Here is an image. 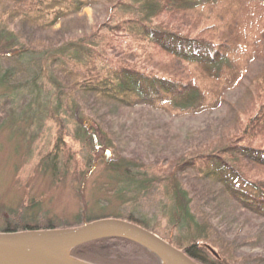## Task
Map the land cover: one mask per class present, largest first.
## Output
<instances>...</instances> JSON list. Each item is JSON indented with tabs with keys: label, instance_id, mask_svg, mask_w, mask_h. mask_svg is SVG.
Returning a JSON list of instances; mask_svg holds the SVG:
<instances>
[{
	"label": "rangeland",
	"instance_id": "rangeland-1",
	"mask_svg": "<svg viewBox=\"0 0 264 264\" xmlns=\"http://www.w3.org/2000/svg\"><path fill=\"white\" fill-rule=\"evenodd\" d=\"M114 3L87 8L50 31L35 33L14 23L11 29L18 35L1 36L0 57L19 55L28 49L3 48L20 39L22 45L31 42L37 49L35 55L26 54L20 62L25 65L38 57L49 61L46 74L25 73L26 79L13 82V76L21 73H17L15 64L7 66L0 58L4 68L0 66V75L9 72L8 84L0 82V231L7 221L17 219L33 227H61L98 217L126 220L132 214L150 227L160 223L159 231L167 230L178 245H184L198 235L199 219L205 215L219 241L231 248L227 247L230 256H224L220 264H264V221L239 212L233 203L219 197L216 186L208 184L205 188L194 176L178 172L191 194V210L198 219L176 228V211L172 200L164 196L166 183L162 176L176 163L219 149L225 140L240 133L262 103L254 110L249 106L237 127L232 115L243 89L228 94L222 109L197 116H172L140 106L120 108L82 93L75 96L74 111L59 109L54 98L57 90L51 85L60 80L73 88L77 80L57 72L51 65L53 57L61 54L60 62L81 71L66 58H74L79 64L85 52L99 50L97 37L115 38L117 45L131 42L124 32L114 30L119 23ZM190 34L201 38L198 32ZM207 38L219 44V38ZM108 58L112 64L119 59L113 53ZM261 65V61L253 64L251 77L258 74ZM10 81L13 84L9 86ZM52 108L62 116L61 125L48 117ZM250 145L264 149V138ZM52 153H58L56 168H42ZM126 167L132 172V183L123 176ZM144 179L151 181L146 190L140 187ZM203 201L209 202L208 209ZM201 250V256L214 263L212 254L205 248Z\"/></svg>",
	"mask_w": 264,
	"mask_h": 264
},
{
	"label": "trees",
	"instance_id": "trees-1",
	"mask_svg": "<svg viewBox=\"0 0 264 264\" xmlns=\"http://www.w3.org/2000/svg\"><path fill=\"white\" fill-rule=\"evenodd\" d=\"M102 2H115L119 16L116 22L119 23L114 30L124 32L131 42L117 45L113 36L115 40L97 37L99 50L85 52L80 56L82 61L79 64L73 61L74 58H66L81 71L60 62L61 54L53 57L51 65L57 72L77 80L73 88L66 87L60 80L51 85L57 90L54 98L59 109L74 111L75 96L82 93L120 108L140 106L172 116H197L222 109L228 94L243 89V97L237 102V109H233L235 127L249 106L254 110L262 103L256 115L219 149H212L179 165L176 163L171 171L167 167L169 173L162 174L166 183L164 196L173 202L176 228L198 219L197 214L192 213V197L184 188L179 173L194 176L205 188L208 184L216 186L219 197L233 203L239 212L264 221V149L250 145L264 138V0H0V42L3 34L15 36L11 29L14 23L35 33L50 31L68 17ZM184 32H198L201 38ZM208 36L219 38V44L210 43ZM3 48H28L19 55L0 57L7 66L15 64L17 73H21L13 76V82L26 79L25 73H47L45 66L49 59L38 57L26 66L20 62L26 54H36L33 43L24 46L19 39L18 43ZM110 53L119 58L115 64L108 58ZM260 61L262 67L253 78L251 67ZM7 73L0 75L1 83L8 84ZM13 82L10 81L9 86ZM48 117L62 124V116L55 109H49ZM55 160H59L58 153L47 157L41 167L46 165L54 170ZM124 171L123 176L128 182H134L128 167ZM150 182L144 179L140 187L146 190ZM205 202L203 204L208 209L210 204ZM101 219L108 218H91L85 223L61 227H33L17 219V222L7 221L0 233L71 229ZM124 221L159 236L197 264H220L225 261L224 256H230L227 247L231 248L219 241L210 218L205 215L199 219L198 235L184 245H178L167 230L159 231L162 228L160 223L150 227L132 214ZM203 248L212 254L214 263H208L201 256ZM70 256L88 264H162L154 253L123 239L91 242L73 249Z\"/></svg>",
	"mask_w": 264,
	"mask_h": 264
},
{
	"label": "water",
	"instance_id": "water-1",
	"mask_svg": "<svg viewBox=\"0 0 264 264\" xmlns=\"http://www.w3.org/2000/svg\"><path fill=\"white\" fill-rule=\"evenodd\" d=\"M110 153L107 151L106 158ZM123 239L157 255L162 264H197L159 236L120 219H101L78 228L0 233V264H88L71 258L82 245Z\"/></svg>",
	"mask_w": 264,
	"mask_h": 264
}]
</instances>
